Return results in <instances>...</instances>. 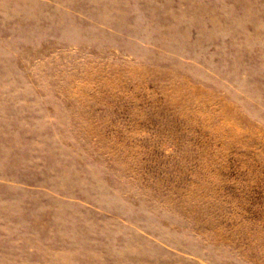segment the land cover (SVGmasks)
<instances>
[{"label":"rangeland","instance_id":"rangeland-1","mask_svg":"<svg viewBox=\"0 0 264 264\" xmlns=\"http://www.w3.org/2000/svg\"><path fill=\"white\" fill-rule=\"evenodd\" d=\"M0 264H264V0H0Z\"/></svg>","mask_w":264,"mask_h":264}]
</instances>
